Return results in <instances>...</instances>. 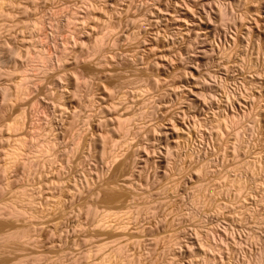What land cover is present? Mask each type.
I'll return each mask as SVG.
<instances>
[{
  "label": "rangeland",
  "instance_id": "obj_1",
  "mask_svg": "<svg viewBox=\"0 0 264 264\" xmlns=\"http://www.w3.org/2000/svg\"><path fill=\"white\" fill-rule=\"evenodd\" d=\"M0 140V264H264V0H0Z\"/></svg>",
  "mask_w": 264,
  "mask_h": 264
},
{
  "label": "bare ground",
  "instance_id": "obj_2",
  "mask_svg": "<svg viewBox=\"0 0 264 264\" xmlns=\"http://www.w3.org/2000/svg\"><path fill=\"white\" fill-rule=\"evenodd\" d=\"M102 38H103V37H101V38L99 39V42L102 40ZM101 42H102V41H101ZM61 55L64 56V54H62V53H61ZM61 55H60V56H61ZM48 59H49V58H48ZM48 59H47V60H48ZM48 61H49V60H48ZM59 61H60V57H59ZM59 61H58V62H59ZM46 62H47V61H45L44 63H46ZM48 63H49V62H48ZM43 65H45V64H43ZM49 66H50V65H49ZM19 83H20V82H18L17 84H19ZM16 86H17V85H16ZM18 86L20 87L21 84L18 85ZM19 87H17V88L19 89ZM21 87H23V84H22ZM115 128H116V127H115ZM115 128H114V129H115ZM116 129H117V128H116ZM116 129H115V130H116ZM3 139H4V141H3V140H0V141H3V143H4V142L6 141V138H3ZM19 139H20V138H19ZM19 139H18V140H19ZM103 139H104V138H103ZM103 139H101V141H102ZM20 140H21V139H20ZM33 141H34V140H33ZM50 141H51V140H49V143L46 144V146H43V150L46 149L47 152L50 151L49 149H50V147H52L50 144H52V143L54 142L53 140H52V141H53L52 143H51ZM35 142H36V141H35ZM35 142H34V143H35ZM76 142L78 143L79 140L76 141ZM102 142H103V141H102ZM23 143L25 144L26 142L23 141V142L21 143V145H22ZM32 143H33V142H32ZM37 143H38V142H37ZM42 143H43V142H42ZM42 143L39 142V144H42ZM24 144H23V146H25ZM26 144H27V143H26ZM54 144H55V143H53L52 145H54ZM27 145H28V144H27ZM74 145H75V144H74ZM113 145H114V144H113ZM31 146H32V145H31ZM31 146H30V147H31ZM75 146H76V145H75ZM25 147H28V146H25ZM30 147H28V148H30ZM34 147H35V146H34ZM34 147H31V149H29L28 152L30 153V150H33ZM38 147H39V146H37V148H38ZM7 148H8V147H7ZM32 148H33V149H32ZM39 148H40V150L43 152V150L41 149L42 147L40 146ZM52 148H53V147H52ZM74 148L76 149L77 147H74ZM8 149H9V148H8ZM14 149H15V148H14ZM0 150H1V147H0ZM6 150H7V149H6V145H5L3 151H2V152L0 151V152L2 153V155H0V197H1V198L4 197L3 194L6 195V194H5V192H6V178H7V176H6V171H7V170H6V169H7V167H8V166H6V165H7V164H6V157L12 155V152H11V155H9L10 153H8V150H7V153H6ZM9 150H10V149H9ZM12 150H13V147H12ZM12 150H10V151H12ZM17 150H18V149H15V152H14V150H13V155H12V156H15L16 158H19V157H20L19 155H21V154L19 153V154L17 155V154H16ZM38 150H39V149H37L36 151H38ZM40 150H39V153H40ZM34 151H35V149H34L33 151H31V152H34ZM44 151H45V150H44ZM101 151L104 152L105 150L102 149ZM101 151H100V152H101ZM19 152H21V151L19 150ZM42 152H41V154H42ZM17 153H18V152H17ZM34 153H35V152H34ZM44 153H45V152H44ZM6 154H7V156H6ZM27 154H28V153H27ZM104 154H105V153H104ZM16 155H17V156H16ZM35 155H37V152H36V154H34V156H35ZM38 155H39V154H38ZM100 155H101V154H100ZM12 156L9 157V158H13ZM18 156H19V157H18ZM1 157H2L4 160H3ZM29 157H30V156H29ZM35 157H36V156H35ZM100 157H101V156H100ZM103 157H104V156H103ZM103 157H101V158H103ZM26 158H27V157H26ZM31 158H32V157H31ZM1 159L3 160L2 163H1ZM24 159H25V157H24ZM14 160H16V159H14ZM27 160H28V158L26 159V161H27ZM29 160H30V159H29ZM29 160H28V161H29ZM32 160H33V159H31L30 162H31ZM11 161H12V160H11ZM28 161H27V162H28ZM9 162H10V159H8V163H9ZM24 162H25V160H24ZM24 162H23V163H24ZM30 162H28V163H30ZM24 164H25V163H24ZM2 196H3V197H2ZM4 198H5V197H4ZM4 200H5V199H4ZM4 200H3L2 203H0V216H4V218L6 219V209H9L11 212H13L12 214H15V213L17 214V212H18V213L21 212L20 210H17V209L15 208V206H14V207L11 206L12 208H11V207H7V206H6V202H4ZM0 201H1V199H0ZM5 201H6V200H5ZM6 207H7V208H6ZM24 212H26V211H24ZM107 214H109V213H107ZM104 216H105V215H104ZM5 225H6V224H4V226H5ZM1 226H2V225H1ZM2 228H3V227H2ZM2 228H1V230H0V232L2 231L1 234L4 233V228H3V230H2ZM5 228H6V227H5ZM5 232H6V230H5ZM27 234H28V233H26L24 236H27ZM5 235H6V233H4V236H3V234H2L1 236H3V237H1V238H2L3 240L5 239V241H6V236H5ZM28 236H29V235H28ZM29 237H30V236H29ZM1 242H2V241H1ZM3 242H4V241H3ZM5 243H6V242H5ZM4 247H5V246H4ZM119 247H120V246H119ZM102 248H103V247H102ZM120 248H122V247H120ZM120 248H119V249H120ZM99 249H101V248H98V250H99ZM101 250H102V249H101ZM117 250H118V248L116 249V251H117ZM0 261H1V260H0Z\"/></svg>",
  "mask_w": 264,
  "mask_h": 264
}]
</instances>
